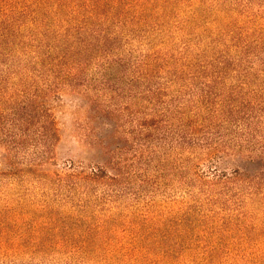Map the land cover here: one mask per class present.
<instances>
[{
    "label": "rangeland",
    "instance_id": "1",
    "mask_svg": "<svg viewBox=\"0 0 264 264\" xmlns=\"http://www.w3.org/2000/svg\"><path fill=\"white\" fill-rule=\"evenodd\" d=\"M165 9L168 21L199 18L196 34L169 35L175 49L187 39L205 47L212 33L264 49V0H177ZM50 103L60 137L34 173L0 178V264H264V195L245 193L242 181L211 184L223 171L233 177V165L257 173L259 150L211 159L204 144L189 154L177 123L173 133L160 123L140 134V124L156 122L147 117L152 107L128 97L94 103L69 95ZM158 127L164 139H156ZM35 152L23 150L13 165L28 164ZM112 162L123 175L112 200L102 183L71 175L90 176Z\"/></svg>",
    "mask_w": 264,
    "mask_h": 264
},
{
    "label": "trees",
    "instance_id": "2",
    "mask_svg": "<svg viewBox=\"0 0 264 264\" xmlns=\"http://www.w3.org/2000/svg\"><path fill=\"white\" fill-rule=\"evenodd\" d=\"M176 5L177 0H0V178L34 173L60 137L50 101L70 95L99 103L111 94L151 105L147 117L156 122L140 124V134L160 123L173 133L177 123L180 146L189 154L204 144L211 159L259 150L257 173L233 165V177L223 171L211 184L242 181L245 193L264 195V49H250L238 37L233 44L220 42L219 33L210 34L205 47L187 39L175 49L169 35L187 28L188 36L196 34L192 28L199 19L172 22L161 16L160 10L166 14L165 8ZM224 127L230 130L224 133ZM160 128L157 140L167 135ZM31 148L39 152L28 164L13 165ZM117 164L97 166L90 176L71 175L102 183L112 200L123 178ZM8 220L4 216V224Z\"/></svg>",
    "mask_w": 264,
    "mask_h": 264
}]
</instances>
